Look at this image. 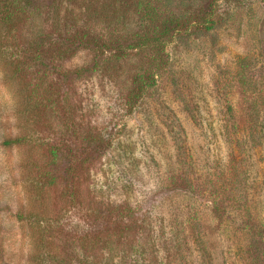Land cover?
I'll use <instances>...</instances> for the list:
<instances>
[{
  "label": "rangeland",
  "instance_id": "rangeland-1",
  "mask_svg": "<svg viewBox=\"0 0 264 264\" xmlns=\"http://www.w3.org/2000/svg\"><path fill=\"white\" fill-rule=\"evenodd\" d=\"M24 1L0 0V136L27 133L0 145V264H264V0Z\"/></svg>",
  "mask_w": 264,
  "mask_h": 264
},
{
  "label": "trees",
  "instance_id": "trees-1",
  "mask_svg": "<svg viewBox=\"0 0 264 264\" xmlns=\"http://www.w3.org/2000/svg\"><path fill=\"white\" fill-rule=\"evenodd\" d=\"M15 2H16L17 6H20V0H15ZM24 2H26L27 5H30V0H25ZM17 13H16V10L14 12L11 11L9 15H6L5 17L3 16L4 18H2V20L7 22L8 28L11 31L17 29V25H18V21L16 20ZM181 19L182 18L174 17V20L170 19V20L165 21L163 23V30H162L163 33L161 34V36L160 37H156V38H152V40H150V42L156 43V45H157L158 39L159 38L161 39L162 37H164L163 35H165V36L169 35V32H172V29L175 28L179 23H181V21H180ZM206 23H208V22H206ZM92 43H93V45H95V48L96 47H100L101 48V42H99L98 40L93 41ZM31 44L34 45L35 47H38V44L36 42H32ZM35 47H33V48H35ZM61 50H62V52L65 51V53H66L65 49H62L61 47H58V53H61ZM40 56L42 57V55L38 54V52H34V55H33L32 54V50H30V56L29 57L32 58V61L38 62L39 59H40ZM87 71H88V69H80V70L76 71L75 74L76 75H82L83 73H85ZM10 78H12V75L10 76ZM142 90H144V88ZM142 90L138 91V93H141ZM21 92H22V90H20L19 93H21ZM13 107H14V111H15L16 108H15V106H13ZM35 109H36V107L31 109V111L28 112V114L31 115V114L37 113V111H35ZM28 114H26V116H25L26 118H28ZM234 126H235V124H234ZM247 126H248V124H247ZM26 136H27V133L26 132L23 133L21 130L19 131V135H16L14 137H6L5 134H2L0 136V145L5 146V147L11 146V145H19V144L23 143L26 140ZM124 202H126V200H124ZM122 203H123V201H122ZM125 206H126V204H125ZM129 212L131 214H133V211H129ZM189 221H190V224L187 226L188 227V232L190 231L189 232V238L193 241V243H195V241H196L197 242L196 245L199 248L200 240H202L201 233L198 231V228H194V229L191 228V226H194V224H192L194 222L193 219L189 218ZM122 227H124V228L120 229L119 226L116 227L118 229L119 233H120L118 237H121V236L127 234L130 231L129 229L132 228L130 226H127L126 228H125V226H122ZM260 227H262V226L254 227L253 229L246 230L247 236L250 237L251 240L255 239L256 237L260 238V240H264V229H262L263 227L262 228H260ZM157 237H156L155 246L157 245V241H158ZM172 237H173V235H170V238L167 239V240L171 241ZM106 238L110 240V238L108 236H106ZM99 242H100V238H99L98 235L97 236L94 235L92 238H88V249L90 251H95V249H97L98 247L101 246ZM153 251H154V247H153Z\"/></svg>",
  "mask_w": 264,
  "mask_h": 264
}]
</instances>
